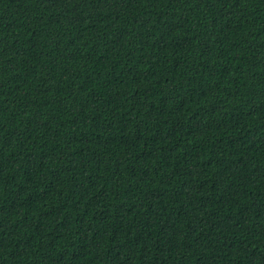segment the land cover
Listing matches in <instances>:
<instances>
[{
	"label": "trees",
	"instance_id": "obj_1",
	"mask_svg": "<svg viewBox=\"0 0 264 264\" xmlns=\"http://www.w3.org/2000/svg\"><path fill=\"white\" fill-rule=\"evenodd\" d=\"M0 264H264V0H0Z\"/></svg>",
	"mask_w": 264,
	"mask_h": 264
}]
</instances>
